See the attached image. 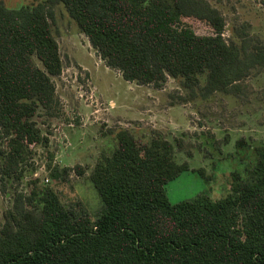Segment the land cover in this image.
Listing matches in <instances>:
<instances>
[{
    "label": "trees",
    "instance_id": "16d2710c",
    "mask_svg": "<svg viewBox=\"0 0 264 264\" xmlns=\"http://www.w3.org/2000/svg\"><path fill=\"white\" fill-rule=\"evenodd\" d=\"M60 4L127 82L162 89L182 79L209 97L237 91L264 68V46L227 41L226 20L209 0H44L20 9L0 0V140L11 154L0 161L1 181L22 180L34 149L49 144L36 118L57 104L54 78L64 64L51 21ZM116 138L88 178L103 203L96 219L35 182L5 214L0 264H264V146L249 177L232 174L223 199L172 204L167 184L191 170L176 161L175 146L127 130ZM72 171L86 172L55 168L52 178L63 182Z\"/></svg>",
    "mask_w": 264,
    "mask_h": 264
},
{
    "label": "rangeland",
    "instance_id": "374dc122",
    "mask_svg": "<svg viewBox=\"0 0 264 264\" xmlns=\"http://www.w3.org/2000/svg\"><path fill=\"white\" fill-rule=\"evenodd\" d=\"M1 1L20 9L44 0ZM209 1L226 20L227 41L244 43L250 50L264 46V0ZM53 14L64 70L54 78L55 108L41 110L36 118L49 144L34 149L23 164L22 180H0V229L16 195H29L35 182L40 189H55L68 207L96 219L103 203L88 178L101 156L114 150L121 130L145 143L168 140L175 146L176 161L190 165V171L166 186L172 204L201 195L221 200L230 192L234 172L249 177L258 163L256 149L264 146V68L254 70L230 94L207 97L201 88L173 78L162 89L141 86L107 67L64 5H56ZM199 27L198 34L208 33ZM0 150L2 163L11 158L1 140ZM77 166L86 170L85 175L72 171L63 182L52 178L55 168ZM193 170H202L205 177Z\"/></svg>",
    "mask_w": 264,
    "mask_h": 264
}]
</instances>
